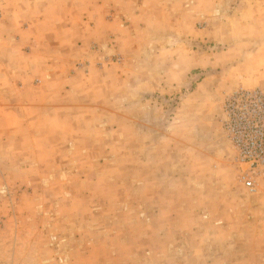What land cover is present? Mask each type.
Returning a JSON list of instances; mask_svg holds the SVG:
<instances>
[{"label": "rangeland", "instance_id": "1", "mask_svg": "<svg viewBox=\"0 0 264 264\" xmlns=\"http://www.w3.org/2000/svg\"><path fill=\"white\" fill-rule=\"evenodd\" d=\"M159 2L0 0V264H264V0Z\"/></svg>", "mask_w": 264, "mask_h": 264}, {"label": "crops", "instance_id": "2", "mask_svg": "<svg viewBox=\"0 0 264 264\" xmlns=\"http://www.w3.org/2000/svg\"><path fill=\"white\" fill-rule=\"evenodd\" d=\"M198 1L199 0H170V1L160 0L159 7H158V12L159 11H165L164 10V6L165 7H169L167 10L169 12H172V11L175 10L176 6H180V5L183 6V4L186 6V9H188L187 12H189V11L194 9L195 2H196V4L199 3ZM165 2H166V5H165Z\"/></svg>", "mask_w": 264, "mask_h": 264}, {"label": "built area", "instance_id": "3", "mask_svg": "<svg viewBox=\"0 0 264 264\" xmlns=\"http://www.w3.org/2000/svg\"><path fill=\"white\" fill-rule=\"evenodd\" d=\"M252 183H253L252 181H249V182H248L249 185H252Z\"/></svg>", "mask_w": 264, "mask_h": 264}]
</instances>
